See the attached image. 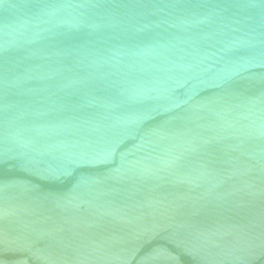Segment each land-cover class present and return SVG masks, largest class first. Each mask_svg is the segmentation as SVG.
<instances>
[{
  "label": "water",
  "instance_id": "95a60500",
  "mask_svg": "<svg viewBox=\"0 0 264 264\" xmlns=\"http://www.w3.org/2000/svg\"><path fill=\"white\" fill-rule=\"evenodd\" d=\"M0 264H264V0H0Z\"/></svg>",
  "mask_w": 264,
  "mask_h": 264
}]
</instances>
